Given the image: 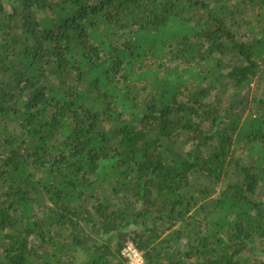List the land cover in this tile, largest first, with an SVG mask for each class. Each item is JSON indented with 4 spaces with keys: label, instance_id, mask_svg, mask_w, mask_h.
Listing matches in <instances>:
<instances>
[{
    "label": "trees",
    "instance_id": "obj_1",
    "mask_svg": "<svg viewBox=\"0 0 264 264\" xmlns=\"http://www.w3.org/2000/svg\"><path fill=\"white\" fill-rule=\"evenodd\" d=\"M264 264V0H0V264Z\"/></svg>",
    "mask_w": 264,
    "mask_h": 264
},
{
    "label": "built area",
    "instance_id": "obj_2",
    "mask_svg": "<svg viewBox=\"0 0 264 264\" xmlns=\"http://www.w3.org/2000/svg\"><path fill=\"white\" fill-rule=\"evenodd\" d=\"M121 256L126 260L125 264H145L142 253L139 252L131 243H127L123 247Z\"/></svg>",
    "mask_w": 264,
    "mask_h": 264
}]
</instances>
